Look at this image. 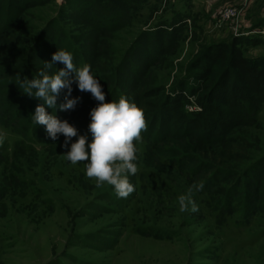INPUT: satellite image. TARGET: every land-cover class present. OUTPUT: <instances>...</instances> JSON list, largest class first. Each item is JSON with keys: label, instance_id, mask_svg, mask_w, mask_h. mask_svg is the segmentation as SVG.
<instances>
[{"label": "rangeland", "instance_id": "374dc122", "mask_svg": "<svg viewBox=\"0 0 264 264\" xmlns=\"http://www.w3.org/2000/svg\"><path fill=\"white\" fill-rule=\"evenodd\" d=\"M132 2L125 9L128 18L121 9L120 21L113 19L110 14L117 7L108 5L98 24H91L99 16L98 8L80 17L65 8L67 4L72 7L68 0H0V133L5 136L0 145V264H264V98L257 111L241 118V127L226 134L237 144L229 151L223 143L198 142L201 131L215 134L221 130H211L206 113L199 119H186L171 103L170 114L146 120L147 130L141 135H154L157 140L148 145L136 142L138 172L129 177L135 191L127 198H119L107 184L97 188L95 179L85 174V162L72 165L65 159L77 137L64 147L63 135L52 141L43 125H38L41 141H34V147L28 145L27 137L24 142L19 137L26 127L24 114L11 108L22 106L25 70L38 78L43 60L61 50L59 46L50 51L47 44L55 36L57 27L50 26L59 11L61 22L74 36L90 31L88 35L98 40V33H103L109 50L93 73L106 102L118 101L129 88L147 90V96H169L182 78L194 82L190 74L197 67L199 73L210 76L206 79L208 99L226 113L224 101L241 96L232 91L236 89L229 74L239 68L225 45L237 43L241 56L254 67L263 64L264 0H140V7L136 0ZM36 45L42 48L39 54L34 51ZM27 56V62L32 59L37 68L26 67ZM122 57L115 77L110 71ZM250 73L243 71L244 76L253 77ZM257 79H248V87L263 94L264 74ZM74 87V97H87L82 100L86 106L66 119L59 118L58 108L55 114L80 134L79 127L89 125L90 110L98 101L90 92ZM7 94L15 98L10 110L4 108ZM185 109L194 113L201 105L191 97ZM184 130L192 136H184ZM86 131L91 140L92 134ZM183 147L185 153L199 156L207 166L225 169L227 175L214 171L210 174L213 182L205 183L209 173L200 166L203 169L193 178L186 177L183 171L193 168L182 160L184 153L178 150ZM177 153L182 156L181 169L164 160ZM249 170L252 177L240 182L237 172ZM200 176L206 180L199 181ZM195 183L207 185L209 192L194 193L198 212H181L178 198ZM255 187L258 199L244 200L246 188L251 193ZM226 192L232 197L218 206L217 196Z\"/></svg>", "mask_w": 264, "mask_h": 264}, {"label": "trees", "instance_id": "16d2710c", "mask_svg": "<svg viewBox=\"0 0 264 264\" xmlns=\"http://www.w3.org/2000/svg\"><path fill=\"white\" fill-rule=\"evenodd\" d=\"M7 1L9 3V1H13V0H7ZM68 2H70V6L72 7H69L67 4L65 8L68 7V9H70L73 13L79 14L80 17L83 16L82 13H87V12L89 13L90 8L92 9L98 8L99 16H96L95 18H93V20L89 22L91 24H94V23L98 24V22L101 20L100 17L104 16V14L106 13L105 7H107L108 5H113L114 7H117L116 12H113L110 15H112L113 19L118 20V22L121 19V9L123 10L122 12L124 13L123 17L128 18V15L127 16L125 15V11H126L125 9L126 7L131 8V6L133 5L132 0H68ZM134 3L137 5V7H140L142 5V3L140 4V0H136V2ZM61 21H62L61 14L59 11L58 15L54 17V20H52L53 25L50 26L51 28L57 27V30L53 38L47 39V41H49L47 42V44L50 47L49 50L54 51V49H57L59 46H61V50L70 51L73 54V62H76L77 60L78 62L77 64L79 67L80 66L83 67L85 64H88V65H91L92 71L94 72L95 67L97 65H101L100 62L105 61L103 58L105 57L104 51L109 50V46H107V44L103 41V33L102 32L98 33V40L96 39L97 37H91L88 35L91 33L90 31L86 34H85V31H83L84 32L83 35L80 34V35L74 36L72 32H69V30L66 29L64 23ZM55 38H57L58 40L57 42H53ZM254 41L259 42V40H254ZM38 46L39 45L35 46L34 51L36 53L38 52L39 54L41 53L42 48ZM226 48L234 54V57H235L234 61L238 65V68H239L238 72L237 71L231 72L229 74L232 79L231 86L232 88L236 89V90L232 89V91H237L236 93L240 94L241 96L240 98L236 99L237 101L235 100L229 103L224 101V105L227 108L226 113L221 112L220 109L217 106L213 105L208 99V94H209L208 89L209 88L207 87L206 79H210V76L209 74H204L203 72L199 73L198 70L196 69L197 67H194L191 69L193 71V74H190V77L194 78V82L189 81L186 77L182 78L181 81L179 80V82L174 84V86L171 88V91H170L171 93L169 94V96L167 95L168 93L164 95H160V96H156V95L147 96V95H144V93L147 90L143 91V89H139V88L138 90H135L134 88L126 89L124 90V94L122 93V95L130 97L139 107L144 109V115H145L146 120L153 119L154 117H156L155 119H157V118H164V116H167V113H169L168 107L171 103H173L176 113L180 114V116L186 119L188 118L199 119L200 117H203L206 113V120L211 122V130L213 129L212 131H216V128L218 127L221 128V130L219 131V133H215V134L213 132H209V130L208 132L201 131L196 136L198 142H200L203 145H212V143L214 142L219 143V144L223 143L227 151H229L228 148H235L237 147V144L234 143V140L232 138L226 137V134L232 133V130H235L236 128L241 127V125H243L242 124L243 120L241 118L244 119L247 114H252V112L254 113V111H257L258 103L261 97L264 98V91H263V94H258L254 90V88L248 87V81H247L248 79L249 80L254 79L258 82L257 77L264 74V60L262 62L263 64L258 65V68H256L251 64V62L248 59L243 58L241 56L242 53H240L241 47L239 44L233 43L229 46L225 45V49ZM130 51L131 49L129 50V52ZM53 53H55V51L49 54L51 55V58H49L48 60H43V61L50 62L52 59ZM126 56H127V53H125L123 57H126ZM123 57L121 60H119L115 68H113L110 71V73H112V75H114L115 77L117 76V68H119V66L123 64V61H124ZM27 59H28V56L26 57V61H25L26 67H29V69H30V65L33 68L38 67L36 66V64L34 63L32 59L30 60V62H27ZM41 65L44 66V62ZM62 67H64L62 63H56L55 66H53V68L49 70V72H55L57 69L62 68ZM245 68L251 72L249 75H252L253 77L244 76L243 71L244 70L246 71ZM25 73L28 79L35 77V76L32 77L33 71L29 72L27 70L26 72L25 70ZM202 75H205L206 77L202 78ZM72 77L74 80L73 75ZM74 83H72V88H75ZM122 89L120 88V91H122ZM23 90H24V87H23ZM64 93L65 94H61L62 96L64 95L63 98H65L66 91H64ZM116 93H119V92H116ZM9 95L10 94H7L6 100L4 101L5 106L2 103V107L3 106L4 108L6 107L7 110H10L8 108L9 105L15 102V98H10ZM71 95L74 97V91L71 93ZM134 95H137V96L135 97ZM20 97L22 99V106L21 104H19L18 106H14L11 109L13 108L16 110L18 109V111H22V114H24L23 119H25V122L23 123L25 124L26 127H25V130H23V133L19 134L20 135L19 137L23 139V142H24V138L27 137L28 142H29L28 145L31 147H34L35 146V144L33 143L34 141L36 142L41 141L40 134H39L41 130L38 132L37 131L39 130L38 125H36L35 127L33 126L31 122V116L34 113L36 106L38 105L39 102H41V100L35 97H30L26 93H24V95ZM76 97H79V96H76ZM191 97H194L197 100V103L201 105V109L194 113L192 112L189 113L185 109V105L188 102V99H190ZM59 98H60V95L57 99V103L59 104L63 103L60 101ZM86 98L87 97H85L84 94L81 95L79 102L77 103L76 107L73 110L61 111L58 108L59 118L66 119L68 117H71L72 115L71 113L74 112L75 110L83 109L86 106V102H82V100H85ZM46 110L49 111L47 107H46ZM231 118L232 120H234V123H229V119ZM153 122L154 121L152 120V123ZM214 125H215V128L212 127ZM87 127H88L87 124L81 125L79 127L80 129L79 131L83 132L80 134H84L87 137H89V135L85 133V131L88 130ZM184 132H186L183 134L184 136L186 137L192 136L190 132H187L186 130H184ZM174 134L172 136H174ZM172 136L170 137L172 138ZM141 137L142 138L140 141L143 140L144 142L147 143V145H148V142H150V140L152 142L157 140V137L154 135H146V136L141 135ZM169 140L170 138H168L167 140L163 142H167ZM160 141H161V138H160ZM19 143L21 144L22 142H19ZM20 146H22V144ZM178 151H180L181 153H184L182 155L183 159H182V156H179L178 155L179 153H177L176 154L177 156H175L174 158L172 157V158H167L164 160L168 161L169 164L174 169H181L182 168L181 166L183 164L180 163L179 161L181 159L184 160V164L185 163L187 164L186 166L193 168V170L183 171L186 177L193 178L194 175H196L203 169V168H200V166H203L205 171L209 173L208 175L205 174V176L207 177V180L203 179V180H206L204 181L205 183L208 180H211L210 184L213 182V180L210 179L213 175H210V174L214 171H220L221 175H227L228 173V171H226L225 169L218 168L211 164L207 166V163L203 161L202 159H200V157L196 156L195 154L185 153L184 152L186 151L185 147H183L182 150H178ZM185 155L188 156V158L187 157L184 158ZM263 159L264 158H261V160ZM161 160H162V157L159 158V161ZM249 173H250V170L249 172L246 173L248 175H246L244 171L242 173L238 171L237 175L238 177H240L239 178L240 182H242V178L245 179L249 176L252 177V174H249ZM198 180L203 181L201 176L200 178H198ZM243 183H244V180H243ZM195 184H198V183H195ZM247 186H249V181L247 182ZM206 187L208 186L204 185V188L201 191L209 192L208 188ZM254 189H256V187L251 188V193H249V191L246 188L243 194V199L246 200V199H249V197H251V200H249V202L250 201L252 202L253 199H255L254 201H256L258 198H256L257 194H255L256 192L254 191ZM232 195H233L232 193L228 194L227 192L220 193L219 196H217V205L224 206L230 200Z\"/></svg>", "mask_w": 264, "mask_h": 264}, {"label": "clouds", "instance_id": "9594fccd", "mask_svg": "<svg viewBox=\"0 0 264 264\" xmlns=\"http://www.w3.org/2000/svg\"><path fill=\"white\" fill-rule=\"evenodd\" d=\"M56 63L64 67L49 74ZM38 78L24 79V93L42 101L31 116L33 126L43 125L52 141L62 134L67 147L65 159L72 165L85 162V174L89 179H95L96 187L105 184L112 186L119 198H127L135 191V186L129 177L138 172V147L141 133L147 130L144 109L139 107L130 97L121 96L118 101H105V92L93 73L91 65L85 64L77 68L73 62V54L66 50H57L50 62H45ZM74 73V80L71 74ZM75 82L80 92H90L97 105L90 110L88 131L92 139L78 134L77 128L67 120L59 119L55 112L73 110L80 97H73L72 83ZM66 90L65 101L57 104L61 90ZM46 107L52 109L46 111ZM5 136L0 133V145ZM204 188L203 183L193 184L186 194L180 195L178 203L181 212L199 211L193 199L196 192Z\"/></svg>", "mask_w": 264, "mask_h": 264}]
</instances>
